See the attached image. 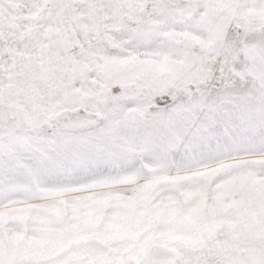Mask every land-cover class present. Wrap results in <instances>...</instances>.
<instances>
[{"label":"snow or ice","instance_id":"6c2138e0","mask_svg":"<svg viewBox=\"0 0 264 264\" xmlns=\"http://www.w3.org/2000/svg\"><path fill=\"white\" fill-rule=\"evenodd\" d=\"M0 264H264V0H0Z\"/></svg>","mask_w":264,"mask_h":264}]
</instances>
